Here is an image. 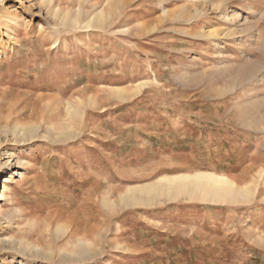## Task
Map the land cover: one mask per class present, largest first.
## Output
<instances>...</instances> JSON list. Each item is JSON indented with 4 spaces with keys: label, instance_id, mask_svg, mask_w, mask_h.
I'll return each mask as SVG.
<instances>
[{
    "label": "rangeland",
    "instance_id": "374dc122",
    "mask_svg": "<svg viewBox=\"0 0 264 264\" xmlns=\"http://www.w3.org/2000/svg\"><path fill=\"white\" fill-rule=\"evenodd\" d=\"M0 194V264H264V0H0Z\"/></svg>",
    "mask_w": 264,
    "mask_h": 264
},
{
    "label": "bare ground",
    "instance_id": "6f19581e",
    "mask_svg": "<svg viewBox=\"0 0 264 264\" xmlns=\"http://www.w3.org/2000/svg\"><path fill=\"white\" fill-rule=\"evenodd\" d=\"M108 11L99 13L96 20L99 25H104V18ZM75 20V19H74ZM89 24V22H87ZM100 28V27H99ZM90 100L91 97H88ZM79 103L67 102L64 105V112L66 119L70 116H79L82 110L77 107ZM67 124V123H64ZM14 131L21 134V139L32 137L36 130L35 125L14 126ZM15 133V134H16ZM3 173V172H2ZM21 176V174H20ZM4 181L7 178L4 176ZM3 190L9 189L3 183ZM124 192V191H122ZM254 190L249 186H239L234 180L223 173H216L207 170H193L191 172H180L172 175H162L156 179V182L150 186L137 187L128 189L126 192L120 194L118 201L120 204L126 202L143 203L147 197L166 196L167 199L178 198L181 195H188L205 202H237L247 201L253 195ZM1 197V194H0ZM165 197V198H166ZM108 198L105 196L102 199L103 206H109ZM113 201V200H111ZM113 203V202H111ZM114 204V203H113ZM58 229H61L58 226Z\"/></svg>",
    "mask_w": 264,
    "mask_h": 264
}]
</instances>
